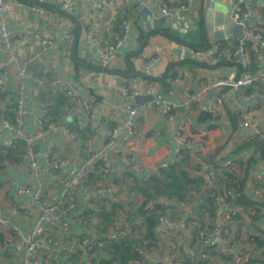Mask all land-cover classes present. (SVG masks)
I'll return each mask as SVG.
<instances>
[{
  "label": "crops",
  "instance_id": "obj_1",
  "mask_svg": "<svg viewBox=\"0 0 264 264\" xmlns=\"http://www.w3.org/2000/svg\"><path fill=\"white\" fill-rule=\"evenodd\" d=\"M22 1L27 6H16L8 14L7 22L13 35L17 55L28 63L22 79L27 107L25 129L29 133H40L36 142V151L40 155L48 152L52 160L68 157L72 161L52 175L44 173L34 178L23 158L0 160V217L6 216L7 208L12 207V204L30 203L31 194H17V189L22 186L33 187L38 182H44V199L47 202L55 201L66 185L73 162H81L84 158L82 149L88 140L87 142L84 140L86 143L82 141L83 144L78 139L69 138L62 130L67 128L71 131L76 127L74 119L77 122L78 118H73L74 115L65 110L51 115L50 119L44 115L45 108L54 106L59 100V95L62 94L49 85L43 87L44 84H37L36 80L41 76L42 69L45 66L49 67L50 76H53L54 71L64 75L75 83L81 95L88 101V108L80 109L75 113L81 115L80 118L84 123L85 119L88 120L91 129L94 130L89 140L94 148L100 147L106 140L109 125H122L127 118L126 103L120 97L119 86L123 79H128L131 83L139 85L144 91L141 95L146 97L142 100L133 99L131 103L147 102L159 97L166 102L176 104V108L164 112L163 104H159L154 109L144 106L140 110L134 138L136 150L131 153L132 165L124 167L119 156L110 155L112 167L109 180L117 187L119 201L103 204V213L100 216L83 209V223L75 222V212L67 217L74 221V234L71 240L74 241L75 246L63 243L62 260H65L63 264L88 261L85 253L79 252L80 241L84 236H90L93 241L106 237L113 230L114 222L128 229V234L113 241L114 243L127 237L132 238L131 243L145 239L148 243L143 241L144 246L147 249L153 248L149 260L137 264H182L183 262L186 264L187 261L193 264L185 251L187 244L196 241L189 239V225H193L195 229L210 228L213 218L221 216V209L216 205L218 193H227L231 189L234 196L227 198L237 200L236 194L241 191L250 200L253 196V188L263 179L264 103L256 101L244 106L240 101L254 95L264 97V82L242 89L240 92H235L226 86L208 88L199 101H192L188 107L181 108V103L186 99V90L196 92L201 89L202 84L212 83L224 77H238L245 71L252 74L261 68L264 49L259 45L255 48L249 47V50L253 48L256 61L248 65V70L244 72L245 65L240 57L234 62L230 55L222 59L223 63L206 67L200 62L215 61H206L208 60L206 56L192 55L181 48V45L187 49L196 46L204 51L221 41H225L226 44L235 42L237 40L235 38L216 40L219 27L213 29L205 27V23H213L215 20L227 17L226 11L230 14L233 0H193L182 15L186 17L190 26L186 27L179 23L178 30L170 27L174 20L168 19H164L159 29L148 30L145 21L135 12L133 2L130 0H107L102 9L94 6V2L98 0H75L68 10L62 9L59 0H44L40 3L36 0ZM159 1L144 0L143 3L149 7L155 17H162L156 8ZM164 1L184 2V0ZM260 2L261 0L253 1L254 4ZM212 3L215 4L213 8ZM31 5H38L43 12L31 11L29 8ZM261 13L264 16V10H261ZM207 14L210 15L209 18L206 17ZM123 20L129 23L128 35L117 48L114 62L109 67L102 68L98 64L97 47L86 41L87 31L96 30L104 45H111L122 35ZM163 27L168 28L169 34L162 32ZM42 33L51 34L56 40L55 44L46 47L37 43L35 34ZM62 34L69 35V38H58ZM178 37L184 42L177 41L175 38ZM158 53L162 54L163 58L151 66L152 77L145 75L143 63ZM4 59L5 53L0 47V63ZM19 80L14 74L6 76L5 87L0 92V116L6 117L13 107L19 95L21 84ZM149 80L157 83L154 93H145ZM45 84H48L47 81ZM248 89H252L250 93L247 92ZM215 94L221 96V101L212 99ZM245 110H250L253 114L249 127L241 126L242 119L237 113ZM85 112L90 114L84 117ZM40 117H44L46 121L49 119V123L42 126L38 123ZM178 123L185 138L182 147L174 138V124ZM5 139L15 142L18 138L11 129H5L0 135V143ZM118 143L120 144L121 140H118ZM200 143L203 145L201 150L198 149ZM19 150L20 147L16 151ZM178 152H180L179 156H177ZM175 157L177 159L184 157L183 160H179L178 165H181L190 177L199 180L196 184H187L183 197H160L162 204L159 211L168 213L177 222L163 232L157 220L150 236L154 239L152 241L142 235L143 226L139 225L140 228L138 227L139 230L136 231L130 230L129 225L132 222L128 218L131 220V216L138 213L137 207L143 200L140 188L142 186L145 188V183L149 179L159 175L161 169H157L159 165L168 163V166L173 163ZM227 161L231 163L225 166ZM201 162L212 163L215 166L216 174L211 185H207L205 181ZM228 176L231 177V181L235 179L239 184L228 181L233 185L225 187L221 182ZM212 189L216 190V194L211 192ZM69 199L77 203L78 208L82 210L83 186L73 188ZM115 203L121 204L123 209H118ZM113 211L114 214H111ZM105 213L109 215L104 216ZM35 214V210L30 212L28 208H20L18 213L12 216L11 221L26 230L32 226ZM110 218H114L113 223L107 221ZM182 219L184 223L179 222ZM224 229L231 235L238 231L245 233L248 229H264V207L261 213L240 215L235 221L226 223ZM10 232L9 228L0 227V264H23V254L5 246ZM258 243L253 247L255 251ZM245 244L248 242L246 241ZM94 247L96 249V246ZM71 249H74V252ZM132 249L135 251V246ZM97 250L100 259L108 252L105 248ZM217 253L218 251L214 249L211 259L206 261V264H239L230 257L222 260V257L216 256ZM133 256H130L125 264H132Z\"/></svg>",
  "mask_w": 264,
  "mask_h": 264
},
{
  "label": "built area",
  "instance_id": "obj_2",
  "mask_svg": "<svg viewBox=\"0 0 264 264\" xmlns=\"http://www.w3.org/2000/svg\"><path fill=\"white\" fill-rule=\"evenodd\" d=\"M44 0H36L42 2ZM63 10L70 9L75 0H59ZM129 1V0H127ZM133 3H144V0H130ZM193 0H186L183 3H172L160 0L157 3V11L159 14L168 20L179 19L185 11L188 10L189 5ZM107 3V0H98L94 2V6L102 9ZM27 6L22 1L10 2L7 0H0V47L4 50L5 59L0 63V90L5 87L6 76L10 74L16 75L20 80L19 96L16 100V113L13 118V123L6 118L0 117V135L3 130L11 129L15 137L25 143L23 160L28 164L29 170L34 178H38L42 174L52 175L55 171L62 169L70 164L72 161L68 157L52 160L50 154L45 152L39 154L36 151V142L40 133H29L25 129V117L27 115V107L24 97V84L22 79L25 75L27 68V61L19 58L13 44V35L8 28L7 17L8 14L15 7ZM31 11L42 13L43 10L38 5H31ZM264 8V0L260 3L254 4L252 0H233L230 19L235 25L242 26L243 35L239 37L232 44H219L216 43L205 49L182 48L192 55H204L210 61H219L230 55L235 57L238 61L239 57L244 67H247L253 62L247 49L249 46L256 47L262 46L264 49V16L261 10ZM122 35L114 44L104 45L101 36L96 30L90 29L86 34V41L97 47L98 64L102 68L109 67L116 58V50L126 39L129 31V23L126 20L122 21ZM219 29H223L224 25H219ZM58 38H69V35L62 34ZM37 43H41L46 47H51L55 44V39L51 34H35ZM163 55L158 53L152 56L148 61L143 63V72L147 76H151V66L160 61ZM264 64V62H263ZM50 68L45 66L42 69V74L46 75L50 72ZM54 71V70H53ZM152 77V76H151ZM50 87L57 89L65 94L66 98L70 101L71 106L68 108L70 113L84 108H88V101L81 95L74 82L67 79L64 75H60L56 71L53 76L46 80L40 76L36 82L38 85H43L45 82ZM260 82H264V67L263 71L259 74H251L249 71L238 77H224L216 79L212 83L202 84L201 89L198 91L186 90V99L181 103V107H188L190 102L199 101L203 93L208 88L217 86H226L233 89L235 92H240L242 89L250 86H255ZM156 82L149 80L148 88L145 93H154L156 89ZM144 91L139 85L131 83L128 79H123L119 86V94L121 99L126 103L127 118L122 125L108 126L106 140L98 148H94L91 141H88L83 147L84 158L81 162H73L72 168L69 172V178L66 185L61 191V195L53 202H47L44 198L43 186L44 182H38L33 187L22 186L17 189V194H31L32 198L28 205L19 204L7 208L6 216L0 217V227H7L10 229V234L7 237L6 247L11 248L17 253L23 254V264H63L65 260L63 250L64 244H71L75 246L71 237L74 234L73 224L74 221L67 217L75 212V222L83 223L84 210H88L93 215H98L101 212V205L110 202H118L119 195L117 194V187L109 180V174L112 167V160L110 155L119 156L124 167L132 165L133 158L131 153L136 150L134 141L136 133V121L139 118L140 110L145 106L154 109L156 105L163 104L164 112L170 109H175L176 104L166 102L164 99L155 97L153 100L147 102H132L138 95L143 94ZM213 100L221 101L220 95H213ZM82 105H78V104ZM206 109V107H204ZM241 117L240 124L242 127H249L253 114L250 110L243 112L237 111ZM76 114V113H75ZM77 115V127L82 130L85 123ZM42 120L38 119V123ZM180 123L174 124V138L175 141L181 145L185 142V138L181 132ZM64 134L69 138L77 139V132H71L67 128L62 129ZM121 140V143H118ZM0 143V150L11 147L13 141L5 139ZM202 143L199 144L198 149H202ZM180 155L178 152L177 156ZM177 159L173 160V162ZM231 161H227L225 166H228ZM44 164V165H42ZM168 163H162L157 169L166 167ZM97 170L96 176L98 177L95 183H91V172ZM201 170L203 171L207 185H211L215 178L216 170L212 163H202ZM263 179L253 188L252 205H243L237 200L227 198L234 196L233 191L229 189L224 193L216 195V205L221 209V216L214 217L210 228L195 229L193 225H189V239H195L193 244H187L185 251L187 257L195 262H206L211 259L213 250L216 249L223 257L228 256L231 260L243 264L246 261H256V264L264 263V229H248L245 233L240 231L231 234L225 232V224L235 221L237 217L247 213L253 215L257 212V206L260 202H264V168L262 172ZM83 186L84 190V205L82 210L78 208L77 203L71 201L70 193L76 186ZM92 185V186H91ZM259 204V205H256ZM20 208H28L30 212L35 210V220L29 229H24L11 221L12 216L16 215ZM159 225L163 232L174 226L177 222L171 218L168 213H161L158 215ZM179 222L184 223L182 219ZM113 223V222H112ZM113 230L106 235L105 238H99L93 241L90 236H84L80 241L79 252L85 253L88 261L79 262L77 264H100V256L97 249H103L107 241H117L120 237L128 234V229L122 224L114 222L112 224ZM66 241V242H64ZM248 244H245V242ZM259 242V243H258ZM258 243L257 250L253 249L254 245ZM93 246H96L93 248ZM247 247V250H245ZM153 248L147 249L143 242L138 241L135 245V251L139 255L138 259L133 260L137 264L143 260H149L150 252ZM74 252V249H71ZM258 251V252H257ZM255 252H257L255 254ZM222 259V258H221ZM223 263V261L221 260ZM132 263V264H133Z\"/></svg>",
  "mask_w": 264,
  "mask_h": 264
},
{
  "label": "trees",
  "instance_id": "obj_3",
  "mask_svg": "<svg viewBox=\"0 0 264 264\" xmlns=\"http://www.w3.org/2000/svg\"><path fill=\"white\" fill-rule=\"evenodd\" d=\"M185 1L186 0H184V2ZM136 4L137 3H133V6L135 7ZM263 10H264V8H263ZM167 29H168L167 27H163L162 28V32L165 33V34H169ZM175 39H177V41H179V42H184L179 37L175 38ZM219 44L223 45V44H225V41H221V42H219ZM249 47H251V46H249ZM249 47H248L247 51H248L249 55L251 56V58L253 59L252 63H255L256 60H255V57H254V54H253L254 50H253V48H250V50H249ZM192 48L199 49L196 46L192 47ZM230 58L234 62H237L233 55ZM206 61H209V60H206ZM221 62H222V59L219 60V61L212 62V63L201 61L200 64L203 65V66H206V67H211V66L218 65ZM248 67L249 66L244 67L243 72L245 70H248ZM41 76L44 77L45 79L47 77L48 80L52 77V76H50L49 73L46 74V75L41 74ZM47 85H49V84H44L43 87L47 86ZM253 87H251V88H253ZM251 90L252 89H248L247 92L250 93ZM0 92H1V90H0ZM58 92H60V91H58ZM60 93L62 95H59V97H58V99H59L58 101L59 102L57 101L54 106H51V108H45V110H44L45 117L50 119L51 115H54L55 113L62 112L63 110H65L66 112H68L71 115H74L73 118L77 117V115L75 113H70L68 111V108L71 106V103H70V101L68 99H66V96H65L64 93H62V92H60ZM16 100L17 99H15L13 107L11 108L10 112L6 116V118H8L11 121V123H13V118H14V115L16 113L15 112L16 111ZM170 111H172V109H170L169 112ZM86 114L89 115L90 112L89 113L85 112V116L84 117L87 116ZM0 117H4V116H0ZM49 119L46 121L44 117L41 118L42 126L43 125L46 126L49 123L48 122ZM74 122H75L76 127L72 128L71 132H77L76 138L78 139V141H81V142L84 141V140L86 142H87V140L89 141L92 138V136H93L92 133L94 132V130L91 129V125H89V121L85 119V127L82 130L78 129L76 119H74ZM85 141H84V143H86ZM14 143H16V144H14ZM18 147H20V150L17 152L16 150L18 149ZM24 148H25V143L23 141L17 139L15 142H13V145L11 147L4 148V149L0 150V160H2L4 158H8L10 160L20 159V158L23 157ZM82 151H83V149H82ZM184 151H183V153H184ZM181 157H182V154H181ZM183 159H184V157H183ZM183 159L182 158L176 159L173 163L169 164L166 167L161 168L160 172H159V175H154L152 179H149L145 183V188H143V186L140 188L141 189V191H140L141 193L140 194H141L143 200L139 204V207H137L138 213H136V215H134V216H131V220L128 218V220L133 223V224L131 223L129 225L130 226V228H129L130 230L132 229V230L136 231V230H139L138 227L140 228V226H143V230H142L143 234L142 235H144V237H148L150 240L153 241L154 239L152 237H150V236L152 235V233L154 231V228H155V226L157 224L158 215L162 213L161 211H159L161 209L160 205L162 204V202L160 201V197H162V196L165 197V198L166 197L167 198L168 197H173V196H176L177 198L183 197L184 193L186 191L187 184H189V183H191V184L198 183L199 179L197 180V179H194V178L190 177L188 172H186V170H184L183 167H181V165H178V163L180 162L179 160H183ZM94 169L95 170H93L91 172V179H90L91 183H95V181L98 178L96 176L97 170H96V168H94ZM221 171H220V173H221ZM225 171H227V169H225ZM226 173L228 174V172H226ZM228 181H231V177L230 176H228L226 179H224L221 183H223V185H225V187L233 185V183H229ZM235 181L236 180L234 179L231 182H234L235 184H239L238 182H235ZM211 192L215 193L216 190L212 189ZM236 196H237V198H236L237 201L242 203L243 205H252V204L255 203L251 199L249 200L245 195H243L241 193V191H238ZM105 204H108V203H105ZM102 205H101V212L98 214L99 216L102 215V213H103V206ZM114 205L119 207L118 209H120V208L123 209V206L121 204H119V203L118 204L115 203ZM114 205H112V206H114ZM147 205H149V206H147ZM256 205H259V204H256ZM262 206L264 207V202H260V205L257 206L256 211L257 212H259V211L262 212L263 211V207ZM113 209H115V208H113ZM87 212H90V211L87 210ZM111 214H114V211L111 212ZM108 215L109 214H107V213L104 214V216H108ZM134 218H135V221H134ZM113 220H114V218H112V219L110 218L107 221L112 222ZM148 234H149V236H148ZM102 238H105V237H102ZM131 241H132V238H128V237L124 238V239H121L118 243H114L113 241H111V242L107 241L106 244L104 245V248L108 249V252H107V254L104 257H102L100 259V264H125L126 260L128 258H130V256H132V255H134L133 256V260L138 259L139 255L137 254L136 251H134V249H132L137 244L138 241L136 243L135 242L131 243ZM141 241L142 242L146 241L148 243V241L145 240V239H141ZM216 256L217 257H219V256L222 257V260L228 258V257L227 258L223 257V255H219L218 253L216 254ZM188 259L191 262H193V264H206V262H195L192 259H190L189 257H188ZM182 264H185V263L183 262ZM186 264H192V263L187 261ZM243 264H256V261H254V260L251 261L250 260V261H246Z\"/></svg>",
  "mask_w": 264,
  "mask_h": 264
},
{
  "label": "water",
  "instance_id": "obj_4",
  "mask_svg": "<svg viewBox=\"0 0 264 264\" xmlns=\"http://www.w3.org/2000/svg\"><path fill=\"white\" fill-rule=\"evenodd\" d=\"M254 1V0H253ZM214 3L211 4V7H214ZM232 6V5H231ZM135 12L140 15V17L145 21L146 27L148 30L160 28L162 26V22L164 21V17H155L149 7L143 3H137L135 6ZM228 14L227 17L220 20H215L213 23H205V27L207 29H213L214 27H217L219 25H224L223 29L217 30L216 33V40L218 39H228V38H235L238 39L243 35L242 26L235 25L231 22L229 11H226ZM209 14H207V18H209ZM186 21V22H185ZM176 22V23H175ZM179 23H181L183 26L189 27L190 23L187 21L185 16L180 17L177 19V21H174L170 25L171 28H174L175 30L179 29ZM178 25V26H177ZM181 48H184V45H181ZM263 62H264V51H262V57H261V68L257 72H254L252 74H259L261 71H263ZM150 95H148L149 97ZM151 97V96H150ZM146 97L143 95H138L135 100H142ZM256 101H261L264 103V97L261 95H254L252 97H249L247 99H244L240 101L241 105H247L250 103H254ZM183 109V107H181ZM193 118V115H192ZM194 119V118H193Z\"/></svg>",
  "mask_w": 264,
  "mask_h": 264
}]
</instances>
